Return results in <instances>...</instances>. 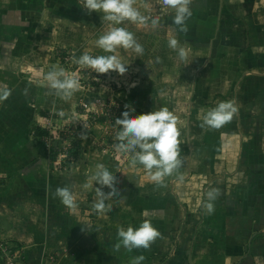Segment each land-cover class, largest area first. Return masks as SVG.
<instances>
[{
  "label": "crops",
  "instance_id": "obj_1",
  "mask_svg": "<svg viewBox=\"0 0 264 264\" xmlns=\"http://www.w3.org/2000/svg\"><path fill=\"white\" fill-rule=\"evenodd\" d=\"M69 3L84 13L80 0H0V95L11 93L0 100L2 237L21 249L23 264H131L141 255V264H264V0H192L187 32L172 24L171 9L168 24L160 25L176 36L187 59L162 46L160 57L170 58V70L140 87L137 102L115 92L113 83L107 87L110 101L123 99L138 114L167 106L179 117L183 164L164 187L132 164V156L116 161L99 148L84 153L89 161L78 160L76 173L68 174L34 137L36 110L29 93L24 96L23 77L37 59L33 10L49 17L61 10L57 19L71 20ZM155 37L162 43L161 30ZM102 87L92 86L91 98H99ZM226 100L238 107L233 120L220 128L203 125L204 114ZM97 163L117 177L121 190L106 201L111 210L104 213L93 208L98 185L84 187ZM66 185L76 208L53 195ZM211 188L219 196L209 214L203 205ZM144 220L161 237L147 250L115 251L117 230Z\"/></svg>",
  "mask_w": 264,
  "mask_h": 264
},
{
  "label": "clouds",
  "instance_id": "obj_2",
  "mask_svg": "<svg viewBox=\"0 0 264 264\" xmlns=\"http://www.w3.org/2000/svg\"><path fill=\"white\" fill-rule=\"evenodd\" d=\"M81 7L90 14L92 12L103 13L102 20L111 26L96 41V46L109 55L84 54L71 57L72 62L81 68H91L99 74L117 72L120 75L126 73V64L122 62L116 50L123 48L133 50L137 54H142L144 49L132 31L127 27H120L124 22H130L138 27H148L149 22L152 29L160 26L159 16L144 15L135 6L137 0H80ZM192 0H162L163 6L173 9L175 14L172 24L179 32H187V21L192 15L190 5ZM147 7L146 0L143 5ZM168 46L177 51L181 61L187 59L186 49L180 45L175 35L168 40ZM159 60V58H157ZM45 79L50 92L64 101H69L79 90V80L74 75H66L64 68H53L46 73ZM11 93L4 91L0 95V100L7 99ZM125 111L121 117L116 118V125L120 131L116 133L115 139L118 141L114 148L122 153H132L131 163L142 165L151 174V179L159 187H164L165 178L179 173L183 161L180 158L181 130L180 119L174 110L167 106L160 107L155 111L132 115L135 109L126 104ZM62 114V113H61ZM238 114V107L234 100L221 101L215 107L208 110L203 116V125L210 128H220L231 122ZM183 180V176L179 175ZM95 185L96 200L93 208L98 213L110 211V206L106 201L113 197L121 196V190L117 186V177L103 163H97L95 170L89 181L85 183V188ZM107 188L108 191H104ZM53 195L60 199L61 203L68 208H76L77 202L73 190L69 186L57 187ZM219 196L218 188H211L206 192V202L203 207L209 214L214 211L212 203ZM160 231L149 220H144L139 227H120L117 230L118 243L113 247L119 251L121 246L129 252L134 249H149L152 243L161 237ZM145 259L143 255L133 257L131 264H141Z\"/></svg>",
  "mask_w": 264,
  "mask_h": 264
},
{
  "label": "rangeland",
  "instance_id": "obj_3",
  "mask_svg": "<svg viewBox=\"0 0 264 264\" xmlns=\"http://www.w3.org/2000/svg\"><path fill=\"white\" fill-rule=\"evenodd\" d=\"M144 3L145 0H137L135 5L142 14L152 17L159 16L162 18L160 22L165 21L168 24L164 17L167 15L169 17L171 9L162 6V0H146L147 7L143 6ZM67 6L73 9L67 10L66 15L71 20L65 21L64 19H57L63 16L60 14L64 11L52 10L49 17L48 15L40 16L39 11L33 10L36 31L34 40L36 51L34 52L37 59L32 60L28 69L31 72H24L23 77L26 79L24 83L28 84L25 86L24 96H28L27 93H29V98L33 100L32 103L36 110L34 127L37 126V119L38 121L41 120L40 123L42 124L46 123V118L52 120L54 128L58 132L55 133L54 145L57 148L69 149L68 155L73 157L71 160L67 157L60 158V167L64 172L71 174L76 173L78 168L74 165L78 160L77 163L83 161V164L89 161L88 158L84 159V157L90 155L97 140L101 141V137H108L109 139L108 133L112 135V132L119 131L115 125V113L106 112L110 106H106L104 100L108 104L110 98H112L107 95V87H114L111 85L113 83L116 86L114 88L115 92H121L124 98L137 102L141 96L140 87L144 88V86L149 85L151 78L157 76L159 71L170 70V58L160 57L159 50L162 46L164 48L163 52L169 50L168 40L171 37V32L165 24L152 29L150 22L148 27H138L130 22H124L119 26L127 27L129 31H132L138 42L142 44L144 51L142 54H137L133 50L117 49L114 54L118 55L122 62L126 64V73L123 75L117 72L99 74L91 68H81L79 65L74 64L71 57L73 55L79 57L85 52L93 56L113 54L105 53L96 46L98 37L104 34L111 25L102 20L103 13L94 11L90 13L92 18L87 19L89 13L86 9L83 11L84 14L75 9L73 4L69 3ZM76 16L79 18L77 22L73 21ZM158 29L162 31V43L156 41L155 36L159 34ZM28 48H31L30 44ZM161 65H165L166 68L161 67ZM54 67L57 69L64 68L66 75H74L79 80L80 88L69 101L62 100L50 92L47 87L46 73ZM145 68L147 72H144ZM96 83L103 86L98 92L100 93V99L91 98L92 94L90 95L92 86H95ZM151 88L149 92L154 89L152 84ZM92 102L93 104H91ZM41 111L46 114L43 115ZM48 113H50L49 116ZM136 113L137 111H135V115H137ZM36 140L42 141L39 138H36ZM97 146L100 147L99 143H97ZM84 153H86L85 156ZM120 158L122 157L117 156L115 159L117 161ZM55 166L59 169L57 163H55Z\"/></svg>",
  "mask_w": 264,
  "mask_h": 264
},
{
  "label": "built area",
  "instance_id": "obj_4",
  "mask_svg": "<svg viewBox=\"0 0 264 264\" xmlns=\"http://www.w3.org/2000/svg\"><path fill=\"white\" fill-rule=\"evenodd\" d=\"M106 106L109 105L110 107L107 108L108 113H115L114 115V120L116 121V118L121 117V113L123 111H125V103L123 99H119V98H115L112 101H110L107 104V101H105L104 103ZM112 111V112H110ZM107 113V114H108ZM132 115H135L134 113H131ZM137 115H139L138 113H136ZM37 126L45 129L47 131V134L42 138L43 144L46 148V150L48 151V153L51 155L50 159H52V154H55V158H53V163H57L60 167L61 166V161L60 158L63 157H67V158H71L72 156H69V149H61V148H57L54 143L53 140L56 137L55 133H58L56 131V129L54 128L53 122L51 119L46 118V123L42 124L40 123V121L37 120ZM116 125V123H115ZM117 129H119L120 127L118 125H116ZM55 129V130H54ZM67 130V129H66ZM34 133V132H33ZM116 133L112 132V135L110 133H108V137H101V141L97 140V143H99L100 147L97 146V143L94 144V148H99L102 152L108 154L109 156L113 157V158H117V156L119 157H131L132 153H122L117 151L114 148V145L116 143H118V141L115 139L116 137ZM107 134V133H106ZM108 139V140H107ZM0 264H23L22 261V253H21V249H19L18 247L12 245L9 241H7L6 239H4L0 233Z\"/></svg>",
  "mask_w": 264,
  "mask_h": 264
},
{
  "label": "trees",
  "instance_id": "obj_5",
  "mask_svg": "<svg viewBox=\"0 0 264 264\" xmlns=\"http://www.w3.org/2000/svg\"><path fill=\"white\" fill-rule=\"evenodd\" d=\"M43 114H45L43 111H41ZM34 137L39 138L42 140V138L47 134V131L39 126L34 127ZM43 142V141H42ZM51 156V155H50ZM53 158H55V154H52L51 161L53 162Z\"/></svg>",
  "mask_w": 264,
  "mask_h": 264
}]
</instances>
